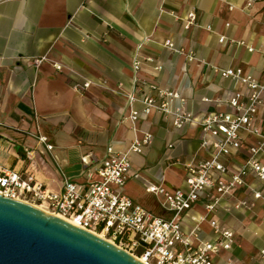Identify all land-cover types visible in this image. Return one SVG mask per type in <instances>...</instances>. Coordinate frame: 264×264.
Here are the masks:
<instances>
[{"label": "crops", "instance_id": "crops-1", "mask_svg": "<svg viewBox=\"0 0 264 264\" xmlns=\"http://www.w3.org/2000/svg\"><path fill=\"white\" fill-rule=\"evenodd\" d=\"M215 67L242 68L264 83V0H0V162L26 167L28 147L35 176L47 187L60 191L67 177L87 188L99 178L97 163L109 146L128 152L134 138L151 134L141 152H129L124 191L170 218L164 195L148 186L185 188L187 166L211 153L202 146L198 120L230 110L227 100L245 92ZM151 82L178 93L170 107L194 119L178 128L171 116L153 110L132 122L126 94L140 97ZM262 99L251 125L264 133V93ZM39 134L47 137L49 150ZM241 137L240 149L226 161L228 175L260 141L248 133ZM257 157L264 165V152ZM242 177L225 194L206 188L180 214L193 244L216 241L215 226L232 230L231 248L220 249L214 264H264V194L254 196L264 183L254 171ZM217 178L227 180L224 174Z\"/></svg>", "mask_w": 264, "mask_h": 264}, {"label": "built area", "instance_id": "built-area-1", "mask_svg": "<svg viewBox=\"0 0 264 264\" xmlns=\"http://www.w3.org/2000/svg\"><path fill=\"white\" fill-rule=\"evenodd\" d=\"M189 17L191 22L195 14L191 12ZM166 44L174 47L170 41ZM40 60H36V64ZM140 64L136 60L134 67L137 69ZM55 66L61 69L60 64ZM214 70L235 83H241L245 92L236 91L227 100L230 110L210 112L198 120L203 134L202 146L211 148V153L199 165L187 166L185 188L170 191L161 185L148 186V191L164 195L162 206L172 214L170 218L134 202L124 191L126 176L132 168L129 152H141V146L151 142V134L141 139L134 138L128 152H117L109 146L107 156L97 163L98 179L84 188L65 177L60 191L47 187L36 178L31 163L32 150L27 147L25 153L29 162L26 167L15 169L0 162V193L30 202L98 234L141 258L146 264H214V255L220 249L231 248L232 230L215 226L216 241L193 244L182 228L180 214L197 202L206 188L216 187L221 194H225L235 185L242 184V176L249 171H254L264 183V165L257 157L264 152V133L251 125L263 101L264 83L244 73L242 68L215 67ZM88 84L85 83V86ZM177 97L178 93L151 82L140 97L134 92L126 94L130 106L129 118L136 122L142 115L157 110L171 116L173 124L181 128L194 116L182 108L170 107V101ZM137 102L141 104L140 108L135 107ZM242 133L257 136L260 141L251 147V155L246 163L228 175L226 161L240 149ZM38 140L45 149L51 148L46 136L39 134ZM40 152L43 154L44 150ZM82 159L84 165L92 162L88 156ZM217 174H224L227 180H219ZM133 176L138 177V173ZM263 194L264 191H254L255 197ZM206 208L213 210L215 202L207 204ZM194 235L198 236L196 233ZM261 257L264 259V248L261 249Z\"/></svg>", "mask_w": 264, "mask_h": 264}, {"label": "water", "instance_id": "water-1", "mask_svg": "<svg viewBox=\"0 0 264 264\" xmlns=\"http://www.w3.org/2000/svg\"><path fill=\"white\" fill-rule=\"evenodd\" d=\"M0 264H146L106 238L0 193Z\"/></svg>", "mask_w": 264, "mask_h": 264}, {"label": "bare ground", "instance_id": "bare-ground-1", "mask_svg": "<svg viewBox=\"0 0 264 264\" xmlns=\"http://www.w3.org/2000/svg\"><path fill=\"white\" fill-rule=\"evenodd\" d=\"M140 260H142L141 258H139Z\"/></svg>", "mask_w": 264, "mask_h": 264}]
</instances>
